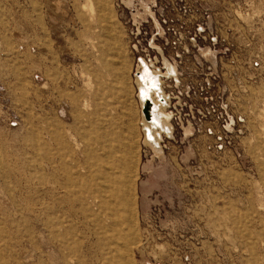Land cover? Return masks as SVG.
<instances>
[{"label":"rangeland","instance_id":"obj_1","mask_svg":"<svg viewBox=\"0 0 264 264\" xmlns=\"http://www.w3.org/2000/svg\"><path fill=\"white\" fill-rule=\"evenodd\" d=\"M0 264H264V0H0Z\"/></svg>","mask_w":264,"mask_h":264},{"label":"bare ground","instance_id":"obj_2","mask_svg":"<svg viewBox=\"0 0 264 264\" xmlns=\"http://www.w3.org/2000/svg\"><path fill=\"white\" fill-rule=\"evenodd\" d=\"M142 61H143V59H142ZM167 64H169V63H167ZM142 65H146V64L142 63ZM165 66L167 67L166 63H165ZM146 67H147V65H146ZM146 67L143 66V68L140 71H137L138 69L136 70V72L134 74L135 75L134 84H135V86H137V98L141 102L142 106L147 105L148 115L150 117L149 119H146V118L142 119V126L144 129V132H146L147 136L152 137L153 139L156 140L157 136L159 137V134L161 132H165L166 134H168V136H170L172 131H171L170 124L168 123V116L164 113V109H165L164 106L166 105V98H165L166 94L164 95V93H163L164 91L162 90V87L160 86V83H162V82H160V77H159L160 72H158V70H157L154 73L151 69L150 70L152 72L148 71V69ZM171 67H173V66H171ZM167 71L170 72V68H168ZM172 71H174V70H172ZM164 73H166L165 75H168L167 72H164ZM174 73H176V71ZM170 75H169V77H170ZM161 81H163V80H161ZM162 85H164V84H162ZM169 98H170V96H169ZM169 98L167 100H169ZM168 106H165V107H168ZM169 118H170V116H169ZM172 130H173V128H172ZM154 141H153V143L156 145H157V143H159L157 141H155L156 142L155 143ZM147 143H152V142H147ZM156 148H157V146H156ZM153 149H155V148H153ZM157 150L160 151L159 147Z\"/></svg>","mask_w":264,"mask_h":264},{"label":"water","instance_id":"obj_3","mask_svg":"<svg viewBox=\"0 0 264 264\" xmlns=\"http://www.w3.org/2000/svg\"><path fill=\"white\" fill-rule=\"evenodd\" d=\"M142 113H143V116L146 118V119H149V115H148V110H147V105H144L142 107Z\"/></svg>","mask_w":264,"mask_h":264}]
</instances>
